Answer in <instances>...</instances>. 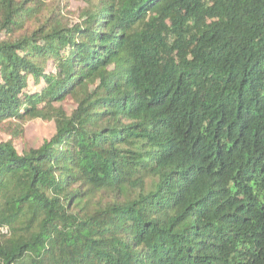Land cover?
<instances>
[{
    "label": "trees",
    "instance_id": "obj_1",
    "mask_svg": "<svg viewBox=\"0 0 264 264\" xmlns=\"http://www.w3.org/2000/svg\"><path fill=\"white\" fill-rule=\"evenodd\" d=\"M69 1L0 0V264H264V0Z\"/></svg>",
    "mask_w": 264,
    "mask_h": 264
},
{
    "label": "rangeland",
    "instance_id": "obj_2",
    "mask_svg": "<svg viewBox=\"0 0 264 264\" xmlns=\"http://www.w3.org/2000/svg\"><path fill=\"white\" fill-rule=\"evenodd\" d=\"M81 8V4L77 1L71 0L67 4V12H69V18H73L77 11ZM23 138L16 142V148L20 152L23 148H37L44 139L51 136L53 132L52 124L42 122L40 120H34L27 122L23 125ZM4 134L0 131V138H3Z\"/></svg>",
    "mask_w": 264,
    "mask_h": 264
},
{
    "label": "built area",
    "instance_id": "obj_3",
    "mask_svg": "<svg viewBox=\"0 0 264 264\" xmlns=\"http://www.w3.org/2000/svg\"><path fill=\"white\" fill-rule=\"evenodd\" d=\"M2 233L5 232V230H0Z\"/></svg>",
    "mask_w": 264,
    "mask_h": 264
}]
</instances>
